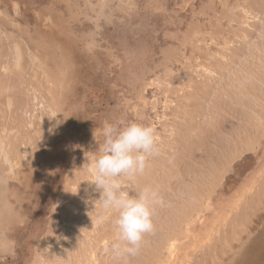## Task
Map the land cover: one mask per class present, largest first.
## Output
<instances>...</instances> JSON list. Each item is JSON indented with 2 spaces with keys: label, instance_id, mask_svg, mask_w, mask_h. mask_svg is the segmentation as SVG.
Returning <instances> with one entry per match:
<instances>
[{
  "label": "rangeland",
  "instance_id": "1",
  "mask_svg": "<svg viewBox=\"0 0 264 264\" xmlns=\"http://www.w3.org/2000/svg\"><path fill=\"white\" fill-rule=\"evenodd\" d=\"M121 120L159 149L135 255L90 182ZM0 264H264V0H0Z\"/></svg>",
  "mask_w": 264,
  "mask_h": 264
},
{
  "label": "clouds",
  "instance_id": "2",
  "mask_svg": "<svg viewBox=\"0 0 264 264\" xmlns=\"http://www.w3.org/2000/svg\"><path fill=\"white\" fill-rule=\"evenodd\" d=\"M103 140L99 143L92 160L95 191L100 193L99 201L104 210L116 213L113 220L116 239L111 251L118 255H135L146 234L154 229V209L163 203L159 192L152 186L136 190L130 195V188L124 180L132 181L143 174L149 158L158 154L155 129L138 121H105L101 130ZM104 216L98 217L103 222Z\"/></svg>",
  "mask_w": 264,
  "mask_h": 264
}]
</instances>
